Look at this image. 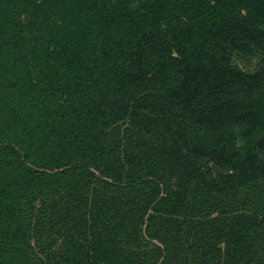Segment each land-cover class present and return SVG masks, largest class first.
Masks as SVG:
<instances>
[{
	"label": "trees",
	"instance_id": "obj_1",
	"mask_svg": "<svg viewBox=\"0 0 264 264\" xmlns=\"http://www.w3.org/2000/svg\"><path fill=\"white\" fill-rule=\"evenodd\" d=\"M0 264H264V0H0Z\"/></svg>",
	"mask_w": 264,
	"mask_h": 264
},
{
	"label": "water",
	"instance_id": "obj_2",
	"mask_svg": "<svg viewBox=\"0 0 264 264\" xmlns=\"http://www.w3.org/2000/svg\"><path fill=\"white\" fill-rule=\"evenodd\" d=\"M136 8H137V4H134L133 5V10H136Z\"/></svg>",
	"mask_w": 264,
	"mask_h": 264
}]
</instances>
